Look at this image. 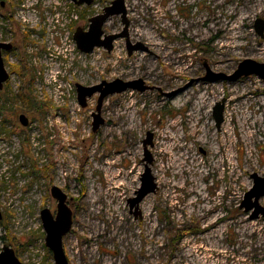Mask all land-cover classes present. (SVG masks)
<instances>
[{"label": "rangeland", "instance_id": "rangeland-1", "mask_svg": "<svg viewBox=\"0 0 264 264\" xmlns=\"http://www.w3.org/2000/svg\"><path fill=\"white\" fill-rule=\"evenodd\" d=\"M112 1L0 0V42L11 45L2 53L10 78L0 90V250L12 247L24 264H54L41 211L56 214V186L73 212L63 239L69 264H264V215L252 219L255 209L242 207L252 176L264 178V80H202L206 65L232 75L244 60L264 63L255 30L264 0H125L129 39L144 49L129 55L121 38L111 52H82L75 31H87ZM103 29L121 33V17ZM116 79H141L151 89L109 95L105 124L93 133L99 94L83 108L76 84ZM198 113L200 123L190 122ZM201 127L204 141L193 133ZM148 133L158 190L136 218L128 200L141 185ZM177 157L193 170L170 168ZM258 203L264 207V197Z\"/></svg>", "mask_w": 264, "mask_h": 264}, {"label": "water", "instance_id": "water-1", "mask_svg": "<svg viewBox=\"0 0 264 264\" xmlns=\"http://www.w3.org/2000/svg\"><path fill=\"white\" fill-rule=\"evenodd\" d=\"M74 4L81 6H90L95 0H70ZM113 16H120L124 29L118 34H105L103 29L105 23L109 18ZM90 25L87 31L81 27L77 28L74 33V40L76 41L78 49L84 53H90L95 48H104L108 52H111L114 48V42L118 39L125 38L127 44L128 54L132 55L137 50L144 49V46L140 43L132 44L129 39V20L127 18V9L125 6V0H114L106 7L101 14H98L89 19ZM255 30L261 38H264V19L257 18L255 20ZM11 45L0 42V90L3 89L4 83L10 78L3 57L2 51L9 50ZM207 74L202 78L205 82H214L219 80L237 81L242 77H248L251 75H257L264 80V63H258L256 61L247 59L240 63L238 69L232 75L216 74L214 75L209 67H207ZM78 93V101L81 107L86 108L88 105V99L92 98L95 94H99L96 111L92 114V131L96 133L101 126L105 124V120L102 117V106L104 100L113 94H120L127 90H137L144 92L151 89L150 86L145 85L144 81L139 79L135 81H123L116 79L112 82L102 81L98 85L84 86L79 83L76 84ZM183 90V89H181ZM181 90L169 94L174 96ZM224 103H218L213 109V117L216 121L217 127L220 128L224 121ZM19 121L22 125H28V119L25 115L19 117ZM145 157L143 162L145 164V171L141 174V185L135 192V196L128 200L130 212L135 215L136 218L141 216L140 205L143 200L150 194H154L158 190L156 178L153 176L150 164L153 163L150 153L148 152V145H153V135L147 134L146 140H144ZM254 179V188L246 194V200L243 201L242 207H246V210L255 209L252 215V219H258L260 215H264V207L260 206L258 201L264 197V178L257 174L252 176ZM51 195L57 201V211L54 215L50 209H43L41 211V219L43 228L46 233L45 244L48 250L52 253L54 264H69V260L65 253L63 246L64 237L71 231L73 226V212L68 206V195L59 187L53 186L51 188ZM255 198L256 202L252 204L250 201ZM1 219V214H0ZM0 264H24L17 256L15 250L5 245L0 250Z\"/></svg>", "mask_w": 264, "mask_h": 264}, {"label": "bare ground", "instance_id": "bare-ground-1", "mask_svg": "<svg viewBox=\"0 0 264 264\" xmlns=\"http://www.w3.org/2000/svg\"><path fill=\"white\" fill-rule=\"evenodd\" d=\"M156 13L160 16L162 13H164V11H163V9L161 8V6H159L158 8H157V11H156ZM234 14V10H233V12H232V15ZM32 21V19L31 18H29L28 19V21H26V22H31ZM219 24H221V22H219V21H216V26L217 25H219ZM201 26L202 27H209V25H208V22H207V20L206 21H204V22H202L201 23ZM181 29H182V32L184 33V34H187L188 32H189V30H190V26H187L185 23H182L181 24ZM210 29H213V27H210ZM162 44H160V43H155V46L156 47H160ZM236 48V47H235ZM163 51H164V49H163ZM67 52L68 53H70L71 54V52H73V50H72V48H69L68 50H67ZM59 89L60 90H62L63 89V87H59ZM234 100L232 99V102H233ZM200 111V110H199ZM201 119H202V117H201V115H200V113H198V114H196V115H190L189 116V121L190 122H192V121H195V120H197L199 123H200V121H201ZM135 120H132V122H134ZM193 133H195V134H199V136H200V139L202 140V141H204V136H205V128L204 127H201L200 129L199 128H196L194 131H193ZM244 138H245V136H244ZM226 143L225 144H227V141H225ZM250 143L248 142V143H246V148H247V150L248 151H250ZM250 155H251V152H248L247 153V161H248V159H249V157H250ZM170 168H173L174 170H176V171H181V172H186V171H188V172H191L193 169H191V170H188V169H186L185 168V166H183L181 163H180V158H175V160H174V162H173V164H172V166L170 167ZM167 168L166 167H164L163 168V170H166ZM243 217V216H242ZM217 219H220V218H217ZM217 222V220L215 221V222H213L212 224H215ZM241 222V221H240Z\"/></svg>", "mask_w": 264, "mask_h": 264}, {"label": "flooded vegetation", "instance_id": "flooded-vegetation-1", "mask_svg": "<svg viewBox=\"0 0 264 264\" xmlns=\"http://www.w3.org/2000/svg\"><path fill=\"white\" fill-rule=\"evenodd\" d=\"M94 2H95V1H94ZM3 51H4V50H3ZM3 51H2V53H3ZM5 51H6V50H5ZM168 96H169V95H168ZM68 199H69V197H68ZM70 199H71V198H70ZM71 200H72V199H71ZM68 202H69V200H68ZM68 202H67V203H68ZM68 206H69V205H68Z\"/></svg>", "mask_w": 264, "mask_h": 264}]
</instances>
